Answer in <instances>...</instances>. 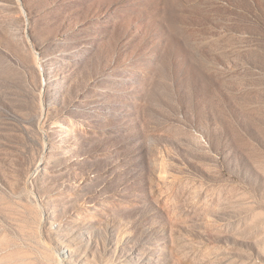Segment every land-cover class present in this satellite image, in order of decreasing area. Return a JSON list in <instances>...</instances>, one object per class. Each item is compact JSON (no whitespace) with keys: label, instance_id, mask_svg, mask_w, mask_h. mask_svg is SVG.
<instances>
[{"label":"rangeland","instance_id":"1","mask_svg":"<svg viewBox=\"0 0 264 264\" xmlns=\"http://www.w3.org/2000/svg\"><path fill=\"white\" fill-rule=\"evenodd\" d=\"M0 264H264V0H0Z\"/></svg>","mask_w":264,"mask_h":264}]
</instances>
